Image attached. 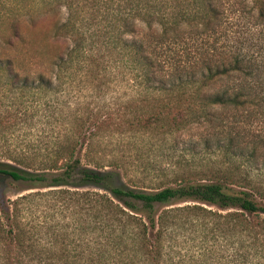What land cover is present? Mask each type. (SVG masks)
<instances>
[{"label":"trees","instance_id":"trees-1","mask_svg":"<svg viewBox=\"0 0 264 264\" xmlns=\"http://www.w3.org/2000/svg\"><path fill=\"white\" fill-rule=\"evenodd\" d=\"M6 1L0 264H264V0ZM75 82L45 146L20 105Z\"/></svg>","mask_w":264,"mask_h":264},{"label":"rangeland","instance_id":"rangeland-1","mask_svg":"<svg viewBox=\"0 0 264 264\" xmlns=\"http://www.w3.org/2000/svg\"><path fill=\"white\" fill-rule=\"evenodd\" d=\"M1 1L3 0H0V2ZM4 2L7 3L6 0H4ZM77 84L78 83L75 82L74 84L69 85L64 92L57 94L53 93L51 96L41 99L40 104L30 101L29 103L20 105V108L24 107L26 104L35 108V113L37 116H35L33 119L35 127L32 133L38 135L42 144L45 146L51 147L54 145L59 136L63 137L65 135L66 129H68L67 124L69 121L67 116L75 111L80 101L79 98L81 101L84 100L86 91L82 90V93H80L78 91L80 87L76 86ZM126 91V84L123 82L122 85L116 90V93L113 94V97H125ZM23 133L24 132L22 131L21 134ZM175 161L176 160H173L172 157H170L168 152L155 151L151 157H146L145 160L141 162L142 166L137 167L136 173L138 174V177H140L138 180L140 184L135 187L142 188V183L145 182V179L156 178L163 171L172 169L171 167ZM146 181V183H148V180ZM125 182L127 184L128 179H125ZM127 185L131 186L130 184ZM4 189L7 198H14L16 195H18L20 188L12 185H9L5 188L0 185V195ZM51 215L54 217V219L51 218L52 224L57 223L60 221V219L64 221L62 222L64 225L68 223L69 218H65L64 215H54V211H51ZM71 240L73 239L71 238Z\"/></svg>","mask_w":264,"mask_h":264}]
</instances>
